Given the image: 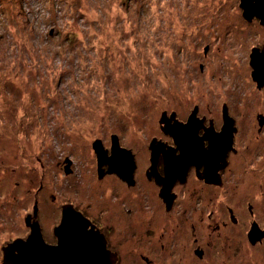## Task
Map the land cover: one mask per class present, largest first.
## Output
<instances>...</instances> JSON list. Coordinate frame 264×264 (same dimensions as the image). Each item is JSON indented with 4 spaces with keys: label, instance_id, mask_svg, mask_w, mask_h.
Instances as JSON below:
<instances>
[{
    "label": "rangeland",
    "instance_id": "1",
    "mask_svg": "<svg viewBox=\"0 0 264 264\" xmlns=\"http://www.w3.org/2000/svg\"><path fill=\"white\" fill-rule=\"evenodd\" d=\"M242 14L240 0H0V222L31 214L51 194L99 220V207L127 189L99 176L93 145L110 150L113 138L137 157L144 191L148 146L169 138L161 119L215 105L225 91L238 99L246 87L247 53L264 25ZM172 209L148 236L115 234L118 264H147L141 254L150 264H186L178 236L191 237L190 223L180 205ZM234 235L237 248L225 247L230 235L205 234L201 243L218 247L197 264H264V241L252 248Z\"/></svg>",
    "mask_w": 264,
    "mask_h": 264
},
{
    "label": "flooded vegetation",
    "instance_id": "2",
    "mask_svg": "<svg viewBox=\"0 0 264 264\" xmlns=\"http://www.w3.org/2000/svg\"><path fill=\"white\" fill-rule=\"evenodd\" d=\"M242 17L246 22L257 19L262 25L258 18L246 19L243 14ZM247 61L249 78L238 99L227 100L225 91L226 98L221 102L216 99L215 105L195 104L186 117L178 118L173 113L161 119V130L169 138L148 146L150 157L144 171V184L148 185L144 191L136 189L137 157L132 150L120 147L117 138L111 139V149L102 148L99 176L113 174L116 183L127 189L117 190L112 204L99 207L96 213L99 220L89 218L85 210L62 195L53 194L42 204L36 200L31 214L26 212L19 217L8 214L0 222V264H118L121 258L114 249L119 244L117 240L114 242L115 234L133 235L137 228L148 236L155 219L165 217L177 205L181 209L180 221L186 216L190 223L191 237L187 233L178 236L188 245L186 255L180 254L179 258L186 264L205 260L211 249L218 247L209 239L201 243L209 233L230 235L225 236L226 248H237L234 244L239 240L233 239L237 238L235 233L252 248L262 246L264 39L250 48ZM235 179L240 182L232 186L230 181ZM186 188L190 189L191 201L185 206L181 203ZM149 205L151 210L146 212ZM40 208L44 209L42 213ZM103 210H107V215H102ZM159 219L163 224L164 219ZM184 224L180 226L186 228ZM81 245L84 251L78 252ZM167 246L160 244L162 250ZM177 247L178 251L186 249L184 243H178ZM79 256L84 258L72 259ZM141 258L150 264L151 260L143 254Z\"/></svg>",
    "mask_w": 264,
    "mask_h": 264
},
{
    "label": "water",
    "instance_id": "3",
    "mask_svg": "<svg viewBox=\"0 0 264 264\" xmlns=\"http://www.w3.org/2000/svg\"><path fill=\"white\" fill-rule=\"evenodd\" d=\"M240 7L243 9V16L246 19H251L253 16L258 18L261 22V24L264 25V0H240ZM115 139L113 138V141ZM94 150L97 153L98 158L104 156V152L102 151L100 142H95L93 145ZM73 245L71 246V250H73ZM46 252V249L43 250ZM78 252L84 251V248H82V245L77 249ZM82 259L83 256H79L72 259Z\"/></svg>",
    "mask_w": 264,
    "mask_h": 264
}]
</instances>
